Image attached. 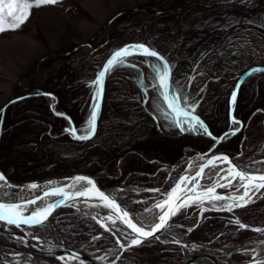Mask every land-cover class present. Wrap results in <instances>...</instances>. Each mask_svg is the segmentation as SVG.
<instances>
[{
  "label": "trees",
  "instance_id": "obj_1",
  "mask_svg": "<svg viewBox=\"0 0 264 264\" xmlns=\"http://www.w3.org/2000/svg\"><path fill=\"white\" fill-rule=\"evenodd\" d=\"M9 2L10 0H5V4ZM229 2L149 0L145 5L140 4L126 13L118 12L113 15L100 28L99 34L92 35L88 41L66 45L64 51L67 52L60 54L55 63L51 60L48 62L44 56L17 84L13 96L0 107L3 110L0 111V170L14 181L84 171L93 174L104 187L128 183L171 185L174 178H167L171 164L185 152L204 151L213 140L199 129L180 131L173 123L174 115L163 103L152 67L159 61L140 55L129 57V62L138 67L121 65L111 71L116 73L119 69L118 72L123 76L121 87L115 91H111V85L114 84L104 78L95 133L90 139H75L65 132L64 129L69 127L65 116L71 117L78 134H85L80 130L92 110L91 98L95 96V89L90 82L98 70V67L92 66L94 69L87 76L85 55L101 48L100 51L104 52L102 64L109 54L123 45L122 42L117 43L120 38L132 29L141 28L142 19L148 17L158 19L152 23L153 26L157 24L156 29L153 27L150 31H145L131 44L146 43L155 48L154 42H157L164 46L165 53L173 52L177 57L175 61L167 56L166 58L171 67L175 66V71L177 65L184 73L185 86H188L180 94L187 98L185 105L195 101L194 113L202 118L214 134H220L229 128V90L233 88L238 74L249 65L264 64V25H251L243 20L230 27L222 26L223 17L227 18L226 25L229 19L238 17L240 12L243 18L257 15L264 5L257 4L259 8L254 10L248 8L251 7L248 3ZM150 5H158L165 10L152 13L148 7H143ZM230 8L233 9L229 10ZM190 18L193 19L188 24ZM170 33H174L176 43L164 44ZM238 34H248L259 39L261 46L254 52L248 65L234 70L229 67V62L234 54L231 51L232 40ZM37 67H40L37 69L40 75L32 73ZM81 68L83 75L79 76L77 73ZM175 71L172 69L171 80ZM171 91L179 92L175 83ZM26 93L31 94L18 97ZM56 113L63 115L58 116ZM234 114L245 126L242 152L239 154L242 130L221 141L216 149L238 154V159L255 152L259 156L264 155V73L255 72L245 77L239 88ZM111 129L117 131L115 136H108ZM129 203L132 208L140 207L137 202ZM72 209L70 206L60 207L51 217L55 225H61L63 221L70 223L68 231L72 246L85 244L93 248L111 243V238L106 236L90 239L98 228L91 218L73 213ZM197 209L195 205L182 209L174 219L192 223ZM235 216L245 222L264 224V195L245 206L237 207L233 212L206 211L191 228L189 236L196 240L212 239L214 243L220 244L259 235L257 233L260 231H254L250 227L239 228L234 222ZM13 227L21 233L24 231ZM227 227L229 228L226 229ZM222 228L224 230L219 234ZM0 244L27 248L14 236L1 230ZM177 247L174 243L148 240L125 250L121 259L114 264H138L132 251L144 253L147 258H156L160 253L177 260L181 256ZM231 256L236 258L243 254L234 252ZM49 258L58 260L54 256ZM0 264L7 263L0 261ZM157 264L166 263L160 261Z\"/></svg>",
  "mask_w": 264,
  "mask_h": 264
},
{
  "label": "rangeland",
  "instance_id": "obj_2",
  "mask_svg": "<svg viewBox=\"0 0 264 264\" xmlns=\"http://www.w3.org/2000/svg\"><path fill=\"white\" fill-rule=\"evenodd\" d=\"M148 1L149 0H57L55 4L33 7L30 10L25 9V11H30V15L28 16L26 22L20 26V28L16 30H8L3 33H0V107L4 105L11 98V96H13V92L15 91L17 84L24 78V76L29 70L33 69L37 65V63L41 61V59L44 56L47 57L48 62L49 60H51L53 63H55L56 61H58L60 54L62 53L65 54L67 52L64 51V47L66 45L80 44L88 41V39L91 38L92 35L96 33L99 34L100 28L113 15H115L118 12L126 13L128 12L127 10L133 9L139 6L140 4L141 6L142 4L145 5ZM220 1L227 4L230 3L229 1H231V3L232 2L242 3V4L248 3V5H251V7L248 8L254 10H256V8H259L257 4L264 5V1L262 0H257V1L220 0ZM28 2H31V0H28ZM143 7H148L149 10L151 11L155 9H160L159 8L160 6L158 5H150ZM231 9L233 8H230L229 10ZM263 10H264V6L262 7L260 13H258L257 15L253 14L251 17H246V18H243L240 12L239 14L241 16L238 15V17L233 18V20L229 19L226 25H225V19L227 18L223 17L222 26L230 27L231 25H233V23H240L243 20L245 22L247 20L249 23H251V25L252 24L264 25ZM155 19L158 20L157 18ZM155 19H151V18L148 19V17L142 19L143 24L141 28L132 29L128 31V34L122 36V38H120L119 42L117 43L122 42L123 43L122 46L134 43L139 38V36H141L145 31H150L151 29H153V27H155L156 29L157 24L156 26L152 25V23L155 22ZM191 19L193 18L188 19L187 21L188 24H191ZM141 30H143V32ZM168 37H169L168 39L164 40L163 42L164 44L168 43L169 45H173L174 43H176V40L174 39V33H170ZM253 38H254L253 36H250L248 34H244V36L238 34L237 37L232 40L231 51L234 54L230 60L231 63L229 62V67H232L234 70H237L241 66L248 65L250 61H252L253 58L252 55L254 56V52L261 46V44L259 43L260 40ZM191 43L194 42L191 41ZM154 44H155V48L152 49L161 52L165 57L166 56L169 57L171 61L176 60L177 57L174 56L173 52L165 53V48L164 46H162V44L159 45L157 42H154ZM194 46H196V44ZM100 49L101 48H98L97 50L95 49L93 50V52L90 51L91 54L88 53L85 55L84 62L86 63L85 72H87V76L89 72L95 67L101 69L103 64L106 62V59L108 58L106 57L103 60V63L101 64V60L104 58V54H103L104 52H101ZM200 49L201 51H203V48ZM183 55L184 57L187 58L186 54ZM92 66H94V68H91ZM41 67H44V65H42ZM39 68L40 67H37L32 73L34 75H40L38 74L37 71V69ZM172 69L173 71H175V66L174 68L171 67V72ZM176 69L177 70L175 71L172 80L177 85V90L179 91L178 93L180 94L182 91L187 90L188 85L185 86V80L183 79L184 77L183 71L180 70V68L178 69L177 65H176ZM81 70L82 68L80 69V71ZM80 71L77 73V75L82 76L83 75L82 71L81 72ZM118 71L119 69L116 71V73H110L108 77L107 76L105 77V80L107 79L108 82H112L114 84L111 85V91H115L118 87H121L120 83L123 76H121V73ZM103 83H105V81ZM174 83H172V86H174ZM157 88L159 89L160 87L157 86ZM103 89H104V85H103ZM231 90L229 91L231 92ZM155 98H157V96H155ZM116 134L117 131L111 129V131L108 133V136L111 135L115 136ZM257 156H258L257 153H252L251 156L247 158L248 160H252ZM255 165H258V163H255ZM181 169L182 167L174 169L170 177H172L173 179ZM5 191L11 193L13 199L19 195L23 197L24 195L30 193V190H24L20 192L18 188H13V187L2 188L0 197L3 196V193ZM141 194H145V192H142ZM133 195H137V194H134V192H125V194L123 195V200L128 201L132 198ZM146 204L147 202L145 201L141 202V205H146ZM72 211L73 213L83 215L79 213L76 208H73ZM192 220L194 221V223H192L191 225L185 224V226L187 227L193 226L195 222L198 220V213L193 215ZM247 223L253 224L251 222H247ZM69 226H70L69 222L63 221L61 225L59 224L55 225V223L52 220L51 231L57 240L72 245L71 240L69 238L70 237V233L68 231ZM182 226L183 224H181L180 222L177 221L174 222V225L172 226L170 233L175 234L178 237H180V235H185L186 230L183 229ZM224 228L220 230L219 234L224 230ZM228 228L229 227H227L226 229ZM23 229L26 231L27 234H30L31 236L39 237V240L33 239L34 242L37 241L40 242L44 247L55 249L54 246H52L49 242H47L43 228H39L38 232L31 227H23ZM35 233L38 234L35 235ZM257 234L259 235L251 237L254 239L249 241V243H247L246 245L255 244L256 237L260 236L264 238V231H260V233ZM188 238L189 237L185 235L183 239H188ZM251 238H247V239H251ZM221 244L222 246L230 247V246H235L237 242L226 241ZM177 246H178L177 249L181 255V250L179 249V245ZM1 247L4 249L12 250L8 246L2 245ZM75 247L84 250H93V251H97L102 248V246H95L91 248V247H87L85 244L83 245L81 244ZM255 247L256 249L258 250L261 249L263 251L264 244L261 243ZM106 250L111 251L110 249L107 248ZM195 250H197V248H195L194 251ZM200 250H204V249L201 247L199 248V251ZM217 251H218L217 249H214L211 250V253L215 254L217 253ZM26 253L28 252L19 253V255L17 256L14 255L13 252L6 253L5 251H0L1 256L7 258L14 257L15 261H21L22 259L20 257L25 259H30L26 255ZM131 254L137 257L138 264H157V262L160 261L165 262L166 264H173L176 262L172 258L167 257L165 254H160V253L157 254L156 258L153 257L147 258L146 254L139 253L137 251H132ZM242 254L243 256H238L236 258L225 257L224 260L221 261V264H228L229 262H239L252 256L250 254H245V252H241V255ZM35 256L37 257V260L43 264H61V262H59L56 259H50L49 257L40 255L38 253H36ZM114 256L115 253L111 251L108 254V256L105 257L104 260L107 261V264H111V261L114 258ZM65 261L70 264L72 263V261L67 260L66 257L63 262Z\"/></svg>",
  "mask_w": 264,
  "mask_h": 264
},
{
  "label": "snow or ice",
  "instance_id": "obj_3",
  "mask_svg": "<svg viewBox=\"0 0 264 264\" xmlns=\"http://www.w3.org/2000/svg\"><path fill=\"white\" fill-rule=\"evenodd\" d=\"M57 0H10L9 3L5 4V0H0V33H3L8 30H16L20 28V26L26 22L28 16L30 15V11H25V9L30 10L33 7H40L42 5L55 4ZM5 8H7V13L5 14ZM133 55H140L144 57L154 58L159 63H154L152 65L156 80L158 82L159 87L161 88V94L163 96L164 101L167 104L168 110L172 113H180L179 117L174 115L173 123L180 129V131H197L202 130L208 136H212V133L208 130L204 121L200 119L198 115H194L196 102L192 101L185 105L186 97L180 95L178 92L173 93L171 91L172 83L171 80V66L168 60L160 55L158 51L152 49L150 46L146 45V43H135L128 44L120 47L118 50H114L110 54V58L107 59L106 63L103 64L101 69H98L95 75V78L90 82L91 87L95 89V96L91 98V111L89 113L86 124L82 127L80 131L85 134H78L77 128L71 120V117L65 116V118L69 121V127L65 128L64 131L68 132L75 139L85 140L90 139L92 135L95 133V124L98 118L100 102L103 97V82L106 74L111 73V71L121 65H127L130 67H138V65L129 62L128 58ZM264 71L262 69L256 68L253 69V72H261ZM143 83V81H141ZM50 95V94H48ZM237 97V92L233 91L231 93V101L234 103ZM3 111V110H0ZM56 115L61 116L63 114L56 113ZM230 122L232 125H241L242 122L237 120L234 115L231 116ZM240 131V127H236L234 130L224 133L218 139L213 137L216 140V143H220L224 139H226L230 135H235ZM227 162L229 164L228 168H220L219 165L215 163V161ZM254 163H264V161H257ZM191 167V165H190ZM206 167H212L216 169L213 173L215 177L218 179L213 181L209 187L203 190V193H197L196 188H199L200 185L198 183L193 184V188L189 190H185L181 195L177 196V190L180 188V184L184 182L191 183L192 181H196L198 178L203 179V173ZM261 172L262 170H257ZM75 182L86 181V185L91 186L90 188L87 186H81L80 188L76 187V183L67 185L66 187L69 189H75V191H65V188H50L49 191H46L43 196H37L34 199L30 200H22L21 202H16L12 198V194L5 191L3 196L0 197V223L5 224L6 226H15L16 228H20L22 225L28 226H36L44 223L47 219V216L50 214V210L54 209L58 202H63L65 199L76 197L83 198L85 202L89 199H93L94 197L88 195L89 192L95 191L96 198L101 201L106 202L105 206L115 210L120 214L121 222L124 223L129 229H131V238L130 240L126 237L125 239L128 241L127 244L122 243L120 238L117 237V243L121 248L132 247L139 245L143 242L144 239L149 237L154 239H159V236L156 234L159 231L166 229L168 225V219L172 215H175L181 208L189 207L192 203H196L198 206L201 203L202 197L206 196L208 201L211 203V207L214 210H227L232 211L234 207L245 206L247 203L252 202V197L260 191L261 188H264V174L260 175H252L251 170L242 171L237 170L234 165L231 164L229 158L227 156L216 157L208 159L206 164L201 165L199 170L195 173V176L189 177H181L177 184L171 189L170 192L165 194V199L157 202L154 207L160 209L161 214L158 215L156 222L154 225H146V226H137L136 223L132 222V219L129 217V213L125 210L120 209V206L116 204L115 200L111 198L108 194L100 191L95 187L94 181L86 177H75L73 178ZM211 180L212 177H209ZM226 181L225 183H221L220 181ZM0 188H12L13 185L7 183L6 178L3 174H0ZM51 183V182H50ZM38 187L37 184L33 183L27 185L28 189H36ZM217 187L224 188H232L234 192L230 196L215 194V190ZM153 191H159L158 189ZM239 193V195H236ZM57 196L59 197V201H53L48 204L44 208L37 207L34 210L29 212V207L35 205L37 200H42L43 197L46 196ZM173 197L177 201H179L178 206L173 209L172 207H168L165 210L166 205H170ZM215 201H224V203L220 209L216 208ZM205 209L201 208V211ZM146 211H151V209H146ZM24 213H28L25 215ZM96 219V217H93ZM107 219H112L111 216L107 217ZM115 223V220H113ZM235 223L239 226V228L244 229L248 226L244 225L237 218ZM102 226L106 227L102 224ZM150 228V230H145ZM106 230H110L106 227ZM254 231H264V229H252ZM188 231H192V229H188ZM115 235V233H113ZM33 239L39 240V237H33ZM93 239H98V237H93ZM174 243L179 244V240H173ZM51 251V249H49ZM245 254H250L253 256V260L255 264H264V260L259 259L258 253H256L255 249H247L245 250ZM14 255H19V253H15ZM70 258L79 259L78 254L72 253L70 254ZM59 259L64 260L65 257L61 256ZM99 259H103V257H99Z\"/></svg>",
  "mask_w": 264,
  "mask_h": 264
},
{
  "label": "water",
  "instance_id": "obj_4",
  "mask_svg": "<svg viewBox=\"0 0 264 264\" xmlns=\"http://www.w3.org/2000/svg\"><path fill=\"white\" fill-rule=\"evenodd\" d=\"M165 9H155L152 10V13H160L162 11H164ZM122 47V46H121ZM119 49V48H118ZM116 49V50H118ZM158 53L160 55H162L163 57H165L161 52L158 51ZM110 58V55L108 56L107 59ZM166 58V57H165ZM106 59V61H107ZM167 59V58H166ZM169 62V61H168ZM106 63V62H105ZM262 69L264 70V64H251L250 66H248L247 68H245L242 72H240L238 74V77L235 81V84L230 92L229 95V120L231 118L232 115L235 116L234 114V108H235V102L233 103L231 101V93L233 91L239 92V88L241 83L243 82V80L245 79L246 76L255 73L253 72V69ZM262 73H264V71H261ZM30 95L29 93L24 94L19 96V98H23L25 96ZM163 98V96H162ZM237 99V97H236ZM164 101V99H163ZM164 104L167 107L166 102L164 101ZM168 108V107H167ZM180 113H175L176 117H179ZM194 115H198L196 113H193ZM199 116V115H198ZM200 117V116H199ZM235 118L237 120H239L240 122H242V126L241 125H231L229 128L225 129L224 131H222L220 134H214L209 127L207 126L208 130L212 133V136H208L207 134H205L202 130L201 133L208 136L209 138H211L213 141L212 143L204 150V151H200L197 150L195 152H193L192 154H187L186 156H181V158L174 162L173 164H171V168L167 174V177H170L172 171L181 166L183 163H185L184 167L179 171V173L175 176V180L174 182L169 185V186H164V184L161 185H137V184H125V185H113V186H101L99 184V182L97 181V179L95 178V176L93 174H90L88 172H84V171H73L67 174H63V175H52V176H45L42 178H37V179H32V180H25V181H14L9 179L8 177L5 176V174L0 170V174H3V176L6 178V181L8 184L13 185V188H18L20 192L24 191V190H30L29 194L24 195L23 197L17 196L16 198H14L13 200H15L16 202H21L22 200H30V199H34L37 196H43V194L46 191H49L50 188H65V191H75V189H69L66 186L76 183V187L80 188L82 185L83 186H87V187H91L86 185V181H79V182H75L73 178L75 177H86L91 179L92 181H94L95 187L98 188L100 191L108 194L111 198H113L116 202V204H118L120 206V209L125 210L129 213V217L132 219L133 223H136L137 226H146V225H154L156 222H158V215L161 214L160 209L155 208L154 205L165 199V194L170 192L171 189L177 184V182L180 180L181 177H193L195 176V173L199 170L201 165L206 164L207 160L212 158L213 156L216 157H220V156H227L229 158V161L231 162L232 165H234L236 167L237 170H242V171H248L251 170V174L252 175H260V174H264V163H262V165L260 167H252L249 165L255 164L254 162L257 161H264V155L263 156H258L253 158L252 160H248L247 157L243 158V159H238V154H233L230 153L228 151H224V150H218L216 149L217 146L219 145V143H216V140L213 139V137L215 138H219L221 137L224 133L229 132L234 130L236 127H240V130L243 129L244 130V124L243 121L238 118L237 116H235ZM200 119L202 120V118L200 117ZM231 123V122H230ZM96 127V124H95ZM231 136V135H230ZM245 136V132L243 131V137L239 142V153L242 152V142ZM229 137V136H228ZM215 163L217 165H219L220 168H228L229 164L227 162H221L219 160L215 161ZM191 165V167H190ZM257 170H262L261 172H258ZM216 171V169L212 168V167H206L204 170L203 175V179H197L196 181H192L191 183L189 182H184L180 184V188L177 190L176 195L179 196L182 194L183 191L185 190H191L193 188V184L198 183L200 185L199 188H196V192L197 193H203V190L206 189L207 187H209L211 185V183L215 180H217L218 178L215 177L213 175V173ZM209 177H212V179L210 180ZM51 182V183H50ZM221 183H225L226 181L221 180ZM37 184L38 187L36 189H28L27 185L30 184ZM158 189L159 191H153ZM221 189H225V190H221ZM133 191L135 193H142V192H146L147 195L145 196H139L137 198H135L133 201L134 202H138L140 200L143 201H147L146 205H143L140 209H133L130 207L129 204H124L121 199L119 198L118 194L120 191ZM234 192V189L232 188H224V187H217L215 190V194H220V195H225V196H230L232 195ZM264 192V188H261L259 192H257L253 197H252V201L256 200L259 196H261ZM88 195L94 197L93 199H89L87 202H85V200L83 198H76V197H71L68 199H65L63 202H58L56 204V206L54 207V209L50 210V214L47 216V219L44 221V223L40 224V225H36V226H31V228L35 229V231L38 232L39 228H43L44 230V235L46 237L47 242H49L52 246L55 247V249H51V251H49V249H45L42 248V246L36 242L33 241V237L30 236L29 234L25 233L22 234L21 232L17 231L16 229H14L12 226H6L3 223H0V230L8 233L10 235L15 236L17 239H19L20 241H22L26 246H28L29 249L27 250H23V249H12V250H0V251H5L6 253H12V252H16V253H23V252H28L29 254V258L30 259H25L20 257L22 260L21 261H15L14 257L11 258H7V257H3L0 255V261L5 262L7 264H43L41 262H39L37 260V257L35 256V253H38L40 255H44V256H56L57 258L63 256V257H70V254L75 253L78 254L79 258L81 259H91V264H97L96 260H94L93 258H91L90 254L86 251V250H81L75 247H72L70 245H68L65 242H61L59 240H57L55 238V236H51L50 233H48V231L45 228V225L49 224V226H51V222H52V215L60 208L63 206H70L72 208H76L78 210L79 213L89 216L91 217L96 223L97 225L100 227V230L98 232H96L94 235L91 236V238L96 237V236H100V235H107L109 237H111L113 239V243L106 245L102 248H109L111 251H115V256L112 259V263L117 262L123 252L126 249L132 248V247H125V248H121L120 245L117 243V237L120 238L122 243L127 244L128 241L125 239L126 237L130 240L131 238V229H129L124 223L121 222V217L120 214L118 212H116L115 210L109 208L108 206H105L106 202L101 201L100 199L96 198V193L95 191H91L88 193ZM236 195H239V193H236ZM53 201H59V197L57 196H46L43 197L42 200H37V203L35 205H32L29 207V212L34 210L37 207L40 208H44L46 207L48 204L52 203ZM218 203L216 204V208L220 209L221 206L226 203L224 201H217ZM85 204V206L89 207V210L87 211H80L78 209V205L79 204ZM179 201H177L175 199V197H173L170 205H166L165 206V210H167L168 207H172L173 209H175L178 206ZM189 203L191 205H195L198 207V220L195 222V224L193 226H195L198 221L201 219V216L204 214L205 211H212L214 210L211 207V203L208 201L206 196L202 197L201 203L198 206L196 203H192L191 201H189ZM248 204V203H247ZM183 208H188V207H183ZM183 208H181L175 215H177ZM201 208L205 209L204 211H201ZM236 207L233 208V210ZM146 209H151V211H146ZM232 210V211H233ZM227 211V210H224ZM231 211V212H232ZM25 215H27L28 213H24ZM172 215L170 217V219H168V227L162 231H159L156 235L159 236V241L162 242H166V243H174L173 240H179L180 243L177 244L179 245V249L181 250V258H179L175 263H178L181 259L185 258V253H184V245L187 243V241H191L193 244H198L201 247H205V248H211V250L217 249L219 252L224 253L225 257L226 256H230L232 253L234 252H245V250L247 249H256L255 246H258L259 244L263 243L264 244V238L262 237H256L255 238V244H251V245H246L247 243H249V241H251L254 238L251 239H245L243 241H238L237 244L235 246H222V244H216V243H212L211 240H195L192 238H188L187 239H181L179 237H177L175 234H171V228L174 225V216ZM111 216L112 219H107V217ZM93 217H96V219H94ZM237 219V217H235ZM113 220H115V223H113ZM241 223H243L244 225L252 228V229H264V225H259V224H250L247 223L245 221L240 220ZM105 225L108 229L110 230H106V227L102 226ZM22 226H28V225H22ZM191 226V227H193ZM30 227V226H28ZM145 230H150V228H147ZM115 233V235L113 234ZM185 233L188 235L189 231H185ZM38 233H35V235ZM154 238H147L144 239L143 242L148 241V240H153ZM258 250V249H257ZM217 251V252H218ZM260 254L259 255V259L262 260L261 256H263L264 254V248L263 251L261 249H259ZM216 254V253H215ZM215 254L211 253V252H201L199 254H192L190 257H188L186 259V264L195 261V259H197V257L200 256H206L209 257L210 259H212L214 262H216V264H220L222 260L224 259H219L216 256H214ZM33 259V260H32ZM63 261V260H62ZM72 261V260H70ZM66 262V261H65ZM71 264H77L75 262L72 261ZM228 264H255L254 260H253V256H250L249 258L239 261V262H229Z\"/></svg>",
  "mask_w": 264,
  "mask_h": 264
},
{
  "label": "bare ground",
  "instance_id": "obj_5",
  "mask_svg": "<svg viewBox=\"0 0 264 264\" xmlns=\"http://www.w3.org/2000/svg\"><path fill=\"white\" fill-rule=\"evenodd\" d=\"M0 183H3V182H0ZM2 192V188H0V193ZM78 209L80 211H87L89 210V207L88 206H85V204L81 203L79 204L78 206ZM45 228L46 230L48 231V233L51 234V236H53V233L51 232V226H49V224L45 225ZM188 240V239H187ZM36 243L40 244L42 246V248H48V247H44L40 242H37L35 241ZM197 248V250L194 251V249ZM199 248H201L198 244H193L191 241H187V243L184 245V253H185V258L184 259H181L178 263L176 264H186V259L188 257H190L192 254H199L201 252H211V248H205V247H202L204 250H200L199 251ZM1 249H4L0 246V250ZM256 250V253H260L259 250L255 249ZM91 258H93L94 260H96L97 264H107V261L104 260L106 256H108L109 252L106 250V248H101L97 251H87ZM214 256H216L217 258L219 259H224L225 258V255L224 253H221V252H217ZM264 256V254H263ZM99 257H103V259H99ZM262 260H264V257H262ZM33 260V259H32ZM91 259H74V262L77 263V264H91ZM193 262H190L188 264H192ZM216 264V262H214L212 259H210L209 257H206V256H200V257H197V259H195L194 261V264Z\"/></svg>",
  "mask_w": 264,
  "mask_h": 264
}]
</instances>
